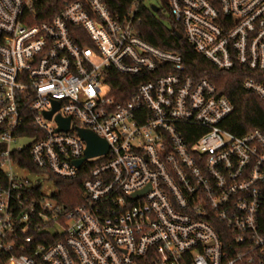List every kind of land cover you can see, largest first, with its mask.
<instances>
[{"label":"built area","instance_id":"built-area-1","mask_svg":"<svg viewBox=\"0 0 264 264\" xmlns=\"http://www.w3.org/2000/svg\"><path fill=\"white\" fill-rule=\"evenodd\" d=\"M40 1L0 0V264H264V133L228 132L231 101L139 38L145 0L124 23L103 0L38 23ZM167 1L198 55L255 74L243 87L264 105V0ZM116 73L145 81L121 99ZM81 129L108 153L87 158Z\"/></svg>","mask_w":264,"mask_h":264},{"label":"trees","instance_id":"trees-1","mask_svg":"<svg viewBox=\"0 0 264 264\" xmlns=\"http://www.w3.org/2000/svg\"><path fill=\"white\" fill-rule=\"evenodd\" d=\"M78 0H41L37 8L39 16L38 23L51 21L58 14L66 3L77 2ZM136 0H103L111 13L119 19L120 22H126L130 18L133 3ZM135 18L133 20L134 29L146 43L161 49L176 53L181 56L186 67V75L193 78L208 79L218 92L227 97L234 106V113L224 122V128L231 134L238 136L246 135L254 130H260L264 133V105L260 98L253 92L246 91L243 83L247 78L255 76L253 73H248L241 67L234 68L232 71H221L209 62L202 55H198L193 47L186 41L185 37L179 38L177 32L183 34L181 25L175 23L174 19L168 17L169 25L162 22V10L158 13L143 3L137 8ZM170 13V9H169ZM114 82H110L113 95H118L121 99L127 98L135 90V87L144 82V77L127 78L119 74H114ZM122 87V91L126 92V96L118 92V87ZM17 161L23 160L30 165L29 157L15 156ZM63 184H58V187ZM77 187H66L55 192L53 195L56 198L74 200L77 194ZM27 197L35 200L43 199V196L38 192L36 187L26 189ZM68 205H64L66 207Z\"/></svg>","mask_w":264,"mask_h":264},{"label":"water","instance_id":"water-1","mask_svg":"<svg viewBox=\"0 0 264 264\" xmlns=\"http://www.w3.org/2000/svg\"><path fill=\"white\" fill-rule=\"evenodd\" d=\"M150 8L155 13H158L160 11V9L156 7L155 5H151ZM177 35L179 36L180 39L183 38L182 33L177 32ZM56 108H58V103L56 104ZM53 115H54L53 112L47 113L48 119L51 120ZM57 121L60 125V128L58 131H67L69 129L71 119H62L61 117H58ZM79 134H80V137L83 138V140H85L87 143V147H88L86 151L87 158H93V157H97L99 155L108 153L109 147H107L106 142L98 138L91 131L81 129L79 130ZM77 164L78 166H81L82 161L78 162Z\"/></svg>","mask_w":264,"mask_h":264},{"label":"rangeland","instance_id":"rangeland-1","mask_svg":"<svg viewBox=\"0 0 264 264\" xmlns=\"http://www.w3.org/2000/svg\"><path fill=\"white\" fill-rule=\"evenodd\" d=\"M144 5H156V7H158L159 9L162 10V15L163 18H161L162 22H164L166 25H169V20L168 17L170 16L169 13V8H168V1L167 0H145ZM34 177V176H33ZM50 181V180H49ZM48 180H45V182H34L35 186H41V191L44 192L45 194L49 195H53L55 194V191L52 190L51 186H45L43 184H47L49 183ZM55 189V187L53 188Z\"/></svg>","mask_w":264,"mask_h":264},{"label":"bare ground","instance_id":"bare-ground-1","mask_svg":"<svg viewBox=\"0 0 264 264\" xmlns=\"http://www.w3.org/2000/svg\"><path fill=\"white\" fill-rule=\"evenodd\" d=\"M15 173H16V178L18 181L25 183L27 185H31L32 181L36 178L35 174L30 171H28L27 169L25 170L22 166L20 165H15ZM21 173V174H20ZM22 174L26 175V179L23 178V176H21ZM34 176V177H33ZM42 188V187H41ZM54 195V194H53ZM52 195V196H53Z\"/></svg>","mask_w":264,"mask_h":264}]
</instances>
